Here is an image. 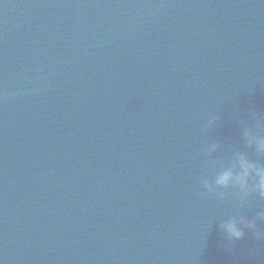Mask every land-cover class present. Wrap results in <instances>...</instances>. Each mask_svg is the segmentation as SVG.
<instances>
[{
    "label": "water",
    "instance_id": "95a60500",
    "mask_svg": "<svg viewBox=\"0 0 264 264\" xmlns=\"http://www.w3.org/2000/svg\"><path fill=\"white\" fill-rule=\"evenodd\" d=\"M246 127L264 0H0V264H264L219 231L264 200L198 195Z\"/></svg>",
    "mask_w": 264,
    "mask_h": 264
},
{
    "label": "clouds",
    "instance_id": "9594fccd",
    "mask_svg": "<svg viewBox=\"0 0 264 264\" xmlns=\"http://www.w3.org/2000/svg\"><path fill=\"white\" fill-rule=\"evenodd\" d=\"M250 118L260 127L261 117L255 112L250 113ZM218 123L215 115H210L205 125L206 129L213 128ZM243 141L248 149L264 157V136L253 128L246 127L243 131ZM220 143H211L204 149L208 157V167L212 170L210 176L201 177L202 191L198 193L201 199L215 197L219 202L232 200L241 207L249 203V198L255 193L260 200H264V163L253 161L247 154L235 151L230 160L213 159L220 151ZM259 224H264V209L256 212L250 219L244 217L232 218L219 224V231L224 234L228 243L222 245L226 251H231V242L239 241L250 233L256 240L264 241V231Z\"/></svg>",
    "mask_w": 264,
    "mask_h": 264
}]
</instances>
